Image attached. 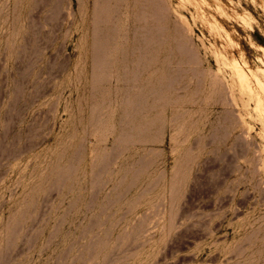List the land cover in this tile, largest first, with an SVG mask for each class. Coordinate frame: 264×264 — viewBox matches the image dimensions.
<instances>
[{
    "label": "rangeland",
    "instance_id": "1",
    "mask_svg": "<svg viewBox=\"0 0 264 264\" xmlns=\"http://www.w3.org/2000/svg\"><path fill=\"white\" fill-rule=\"evenodd\" d=\"M259 78L264 0H0V264H264Z\"/></svg>",
    "mask_w": 264,
    "mask_h": 264
},
{
    "label": "bare ground",
    "instance_id": "2",
    "mask_svg": "<svg viewBox=\"0 0 264 264\" xmlns=\"http://www.w3.org/2000/svg\"><path fill=\"white\" fill-rule=\"evenodd\" d=\"M228 37V36H227ZM229 38V37H228ZM233 43V42H232ZM261 49V48H260ZM256 58V57H255ZM258 60V59H257ZM262 63V62H261ZM263 64V63H262ZM234 66H235V64H234ZM263 70V69H262ZM262 70H260V71H262ZM240 77H241V79L243 80V81H246L247 79H250V78H248L247 77V75L244 73V72H242V71H240ZM255 79V78H254ZM248 81V80H247ZM257 81H259V83L261 84V86L264 88V82L259 78ZM244 83V82H243ZM264 91V90H263ZM261 110V109H260Z\"/></svg>",
    "mask_w": 264,
    "mask_h": 264
}]
</instances>
